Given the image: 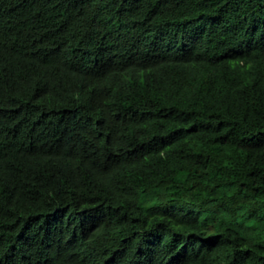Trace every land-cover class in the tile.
Instances as JSON below:
<instances>
[{"label": "trees", "instance_id": "16d2710c", "mask_svg": "<svg viewBox=\"0 0 264 264\" xmlns=\"http://www.w3.org/2000/svg\"><path fill=\"white\" fill-rule=\"evenodd\" d=\"M0 264H264V0H0Z\"/></svg>", "mask_w": 264, "mask_h": 264}]
</instances>
